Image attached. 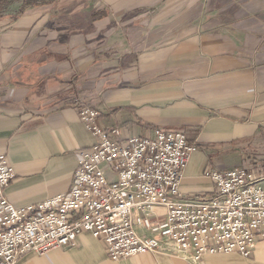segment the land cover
I'll return each instance as SVG.
<instances>
[{
	"label": "crops",
	"instance_id": "obj_1",
	"mask_svg": "<svg viewBox=\"0 0 264 264\" xmlns=\"http://www.w3.org/2000/svg\"><path fill=\"white\" fill-rule=\"evenodd\" d=\"M91 1L0 13V155L16 172L11 202L69 192L80 151L97 142L80 106L99 110L97 124L118 128L120 140L185 132L197 145L183 173L186 197L215 194L208 169L264 164V0ZM18 264H264V238L249 256L192 261L157 251L112 260L87 232L73 247L30 252Z\"/></svg>",
	"mask_w": 264,
	"mask_h": 264
},
{
	"label": "built area",
	"instance_id": "obj_2",
	"mask_svg": "<svg viewBox=\"0 0 264 264\" xmlns=\"http://www.w3.org/2000/svg\"><path fill=\"white\" fill-rule=\"evenodd\" d=\"M79 114L97 142L80 151L68 193L16 205L6 194L15 168L0 155V264L73 247L87 232L103 241L112 260L157 251L192 261L205 253L249 256L264 238V164L208 169L215 194L186 197L183 173L197 145L185 132L158 129L152 138L120 140L118 128L109 132L97 124L99 110L80 106Z\"/></svg>",
	"mask_w": 264,
	"mask_h": 264
},
{
	"label": "trees",
	"instance_id": "obj_3",
	"mask_svg": "<svg viewBox=\"0 0 264 264\" xmlns=\"http://www.w3.org/2000/svg\"><path fill=\"white\" fill-rule=\"evenodd\" d=\"M17 0H0V13L9 12L14 8ZM20 4L16 14L23 12L26 8L43 3L45 0H19ZM13 10V9H12ZM12 12V11H11Z\"/></svg>",
	"mask_w": 264,
	"mask_h": 264
},
{
	"label": "rangeland",
	"instance_id": "obj_4",
	"mask_svg": "<svg viewBox=\"0 0 264 264\" xmlns=\"http://www.w3.org/2000/svg\"><path fill=\"white\" fill-rule=\"evenodd\" d=\"M15 3H16V4H15L14 8H11L12 13H14L13 11H17V9L19 8L18 5L20 4V1L17 0ZM91 4H92V7H93V8H98V7L102 6V4H101V2H100L99 0H92V1H91ZM12 9H13V10H12ZM106 174H107V177H108L110 180H115V179H116L114 173H113V174H114V175H113L112 173H108V171L106 170ZM260 185L264 187V182L261 183Z\"/></svg>",
	"mask_w": 264,
	"mask_h": 264
}]
</instances>
